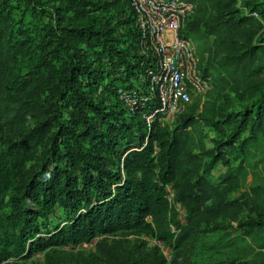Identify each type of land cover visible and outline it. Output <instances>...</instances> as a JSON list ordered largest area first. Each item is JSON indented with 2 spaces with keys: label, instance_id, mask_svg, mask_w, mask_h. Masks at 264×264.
I'll return each instance as SVG.
<instances>
[{
  "label": "trees",
  "instance_id": "16d2710c",
  "mask_svg": "<svg viewBox=\"0 0 264 264\" xmlns=\"http://www.w3.org/2000/svg\"><path fill=\"white\" fill-rule=\"evenodd\" d=\"M187 1L195 11L182 33L197 43L212 88L203 104L195 98L174 128L157 118L149 129L140 113L127 115L117 95L120 86L134 87L149 66L129 0L122 34L97 21H53H63L59 10L82 11V3L111 5L103 0H73L59 6L57 16L40 8L50 18L45 31L15 26L9 0H0V264L125 231L171 248L170 258L161 253L156 264H189L187 243L199 238L204 225L229 214L232 193L251 174L264 180V2ZM119 75L116 103L109 106L98 92ZM226 88L251 97L252 104L238 114L219 109L207 116L215 103L210 97ZM62 105L74 119H64ZM31 121L36 123L29 126ZM205 121L221 135L212 149L206 147ZM226 153L240 162L233 166ZM34 160L39 167L23 177ZM218 162L228 169L214 183L208 174ZM250 190L264 200V185ZM175 203L185 208L184 218ZM59 210L64 219L56 224ZM258 225L245 222L249 229L239 241L264 252Z\"/></svg>",
  "mask_w": 264,
  "mask_h": 264
},
{
  "label": "rangeland",
  "instance_id": "374dc122",
  "mask_svg": "<svg viewBox=\"0 0 264 264\" xmlns=\"http://www.w3.org/2000/svg\"><path fill=\"white\" fill-rule=\"evenodd\" d=\"M72 1L9 0L11 20L18 27L23 23L29 26H37L41 31H45L47 28L46 21H49L50 18L46 17L44 15L45 12L41 11L42 9L40 8H45L43 10H49L52 15L57 16V8L59 6L66 7ZM103 1L111 5L96 9L87 7L82 3V11H77L73 7L67 11L59 10L63 21L55 17L53 21L55 23L75 22L79 25L97 21L99 26L104 28L113 27L117 29V34H122L125 28L121 22H123L124 18L130 16L126 0ZM240 1L243 4L244 0ZM260 2H264V0H260ZM83 47L86 48L85 45ZM90 56L91 58H96L92 51H89ZM60 64L61 62L58 61L57 67H60ZM107 81L109 82L108 87H106V81H104L99 89V97L97 98L100 101L104 100L105 104L109 106H115L116 97L113 88H115L114 85L117 83H122L121 76L119 75L115 84L113 79ZM210 99H213L215 103L213 108L206 113L207 116H211L215 112L219 113V109L225 114H238L253 102L251 97L238 96L227 88L220 94L214 92ZM62 108L64 119L68 121L75 118L72 116V109L69 106L62 105ZM200 111L201 109H199ZM184 115L183 113L178 116L170 127L174 128L177 126ZM35 123V121H31L29 126ZM75 129L80 131L81 127ZM232 130H228V134H232ZM203 131L206 147L208 149L214 148L215 141L220 139L221 135L206 121L203 123ZM41 152L42 150L39 153L40 157L42 155ZM226 156L231 158L233 166L240 162V159L234 158L231 153H226ZM39 164L40 160L28 162L24 168L23 177L28 176L31 170L37 169ZM227 169L228 166L218 162L210 171L208 177L212 182L218 183L220 176ZM261 169L262 165L259 170ZM258 185H264L263 178L258 177L254 180L251 174L248 177L247 185L232 193L233 205L229 214L204 225L199 238L187 243L184 250L189 259V264H264L263 250L255 249L252 251L244 242L239 241V237L243 236L244 232L249 229L248 226H245V222H249L250 219L259 223L254 230L264 235V200L258 198L250 190L253 186ZM63 219L64 214L62 211L56 212L54 223L59 224ZM166 248H169L168 251ZM161 253L164 256L168 254L166 257L170 258L172 250L170 247L162 246L161 242L155 237L144 233L125 231L99 236L89 244L49 249L29 259L11 258L2 264H156L160 259Z\"/></svg>",
  "mask_w": 264,
  "mask_h": 264
},
{
  "label": "built area",
  "instance_id": "2783aa9c",
  "mask_svg": "<svg viewBox=\"0 0 264 264\" xmlns=\"http://www.w3.org/2000/svg\"><path fill=\"white\" fill-rule=\"evenodd\" d=\"M129 4L136 16L140 52L149 66L134 87H118V99L127 115L140 113L149 129L157 118L171 126L196 97H201L203 104L212 88V77L202 68L197 43L182 33L195 4L187 0H129ZM167 192L173 204L171 185ZM175 205L184 218L185 208ZM172 230L176 232L174 227Z\"/></svg>",
  "mask_w": 264,
  "mask_h": 264
}]
</instances>
